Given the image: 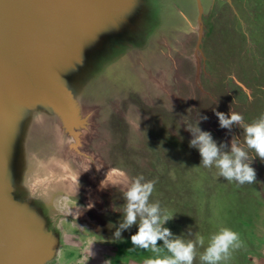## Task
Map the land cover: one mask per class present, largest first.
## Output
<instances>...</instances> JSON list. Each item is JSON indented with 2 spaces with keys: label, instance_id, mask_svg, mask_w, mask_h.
Returning a JSON list of instances; mask_svg holds the SVG:
<instances>
[{
  "label": "water",
  "instance_id": "1",
  "mask_svg": "<svg viewBox=\"0 0 264 264\" xmlns=\"http://www.w3.org/2000/svg\"><path fill=\"white\" fill-rule=\"evenodd\" d=\"M224 4L0 0V264H55L70 228L124 210L158 145L186 139L189 124L216 130L237 94L209 66ZM252 4L233 31L255 26ZM112 169L128 180H109Z\"/></svg>",
  "mask_w": 264,
  "mask_h": 264
},
{
  "label": "rangeland",
  "instance_id": "2",
  "mask_svg": "<svg viewBox=\"0 0 264 264\" xmlns=\"http://www.w3.org/2000/svg\"><path fill=\"white\" fill-rule=\"evenodd\" d=\"M226 1L237 0H222L224 7L217 12L220 24L230 31L235 26V16L248 11L246 4L250 5L244 2L243 11H232L230 5L226 7ZM234 31L225 32L223 43L209 66L219 77V81L213 82L219 85L220 92L232 83L237 93L234 98L232 95L226 97V114L230 111L239 113L245 123H252L264 115V63L247 56L254 54L250 53L251 46L246 37L247 32H251L249 26L245 29L239 23ZM215 128L205 131L211 132L218 144L226 146L223 150H230L234 138L243 144L244 129L239 124L228 129L221 127L218 120ZM184 133L186 139H170L165 141L166 144L160 141L162 144L154 152V164L144 177L146 181H154L150 199L158 201L173 215L164 225L173 233L170 238L196 241L198 235L203 236L205 244L197 245L194 259V264H202L199 254L210 237L227 227L239 234L240 246L231 249L220 264H264V160L254 159V182L239 184L235 180L228 181L215 167L201 165L198 148L190 146L193 134L189 131ZM249 152L255 155L254 150ZM92 210L96 215L98 210ZM123 216V210L107 211L96 215L98 223L92 229L78 231L70 228L66 245L55 264H143L144 259L154 257L156 254L150 249L132 244L131 236L137 232L138 224L123 230L121 239L114 238ZM157 244L163 249L160 255H168L163 241L158 240ZM134 250L139 256L133 253Z\"/></svg>",
  "mask_w": 264,
  "mask_h": 264
},
{
  "label": "clouds",
  "instance_id": "3",
  "mask_svg": "<svg viewBox=\"0 0 264 264\" xmlns=\"http://www.w3.org/2000/svg\"><path fill=\"white\" fill-rule=\"evenodd\" d=\"M216 115L223 128L231 129L234 124L243 127V144L234 138L230 150H223L226 146L218 144L211 132L202 130L197 123L188 125L193 134L190 146L198 148L202 158L201 165L206 168L215 167L219 175L226 180H235L239 184L254 182L256 179V170L252 166L254 159L259 157L264 160V115L252 123H245L243 116L233 111L230 114L217 111ZM249 150H254L255 155L252 156ZM101 166L96 164L98 169ZM114 174H118L125 181L128 180L124 171L117 172L115 169L107 173V178L111 180ZM153 190L154 181H146L143 176L131 178L130 184L123 191L126 198L124 216L114 233V238L121 239L123 230L138 224L137 232L131 236L132 244L138 248L150 249L156 254L154 257L144 259L143 264H194L197 245L205 244L204 237L198 235L196 241L181 237L170 238L173 237V233L164 225L173 218V215L162 208L158 201L150 199ZM158 240L163 241L168 255H160L163 249L158 246ZM239 246V234L230 228H222L210 237L207 246L199 254V260L202 264H220L228 257L231 249Z\"/></svg>",
  "mask_w": 264,
  "mask_h": 264
},
{
  "label": "flooded vegetation",
  "instance_id": "4",
  "mask_svg": "<svg viewBox=\"0 0 264 264\" xmlns=\"http://www.w3.org/2000/svg\"><path fill=\"white\" fill-rule=\"evenodd\" d=\"M253 1V4H252ZM252 4L254 11L250 8L249 14L255 21V26L251 29V32H247L246 35L248 43L251 46L250 53L252 55H247L250 59L254 58L258 63H264V0H258V3H254V0H249ZM249 26V25H248ZM246 31V30H245ZM240 37V36H239ZM238 40V39H237Z\"/></svg>",
  "mask_w": 264,
  "mask_h": 264
},
{
  "label": "trees",
  "instance_id": "5",
  "mask_svg": "<svg viewBox=\"0 0 264 264\" xmlns=\"http://www.w3.org/2000/svg\"><path fill=\"white\" fill-rule=\"evenodd\" d=\"M131 252H132V251H131ZM133 253H134L136 256H139L138 251L134 250Z\"/></svg>",
  "mask_w": 264,
  "mask_h": 264
},
{
  "label": "crops",
  "instance_id": "6",
  "mask_svg": "<svg viewBox=\"0 0 264 264\" xmlns=\"http://www.w3.org/2000/svg\"><path fill=\"white\" fill-rule=\"evenodd\" d=\"M249 5H250V3H249Z\"/></svg>",
  "mask_w": 264,
  "mask_h": 264
}]
</instances>
